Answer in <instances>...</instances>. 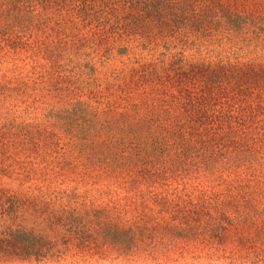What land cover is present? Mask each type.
Wrapping results in <instances>:
<instances>
[{"label": "rangeland", "instance_id": "1", "mask_svg": "<svg viewBox=\"0 0 264 264\" xmlns=\"http://www.w3.org/2000/svg\"><path fill=\"white\" fill-rule=\"evenodd\" d=\"M254 209L264 0H0V264L253 261Z\"/></svg>", "mask_w": 264, "mask_h": 264}, {"label": "trees", "instance_id": "2", "mask_svg": "<svg viewBox=\"0 0 264 264\" xmlns=\"http://www.w3.org/2000/svg\"><path fill=\"white\" fill-rule=\"evenodd\" d=\"M259 216L264 217V209L261 211L254 209L248 213V219L250 218L249 220H251L252 225L255 228L254 238L251 239V245L255 252V260H242L230 264H264V221L257 224L254 221V218Z\"/></svg>", "mask_w": 264, "mask_h": 264}]
</instances>
